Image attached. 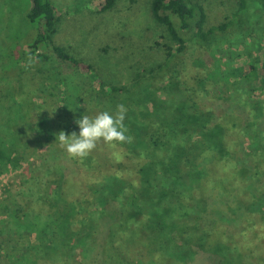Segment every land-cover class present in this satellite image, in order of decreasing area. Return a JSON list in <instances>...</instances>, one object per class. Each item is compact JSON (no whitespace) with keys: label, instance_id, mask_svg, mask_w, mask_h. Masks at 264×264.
<instances>
[{"label":"trees","instance_id":"obj_1","mask_svg":"<svg viewBox=\"0 0 264 264\" xmlns=\"http://www.w3.org/2000/svg\"><path fill=\"white\" fill-rule=\"evenodd\" d=\"M30 1L27 67L0 66V264H264V64L232 66L250 51L229 37L247 0L211 26L203 0H152L164 60L121 68V85L56 45L57 9ZM117 104L132 142L69 158L58 133Z\"/></svg>","mask_w":264,"mask_h":264},{"label":"rangeland","instance_id":"obj_2","mask_svg":"<svg viewBox=\"0 0 264 264\" xmlns=\"http://www.w3.org/2000/svg\"><path fill=\"white\" fill-rule=\"evenodd\" d=\"M49 1L60 18L56 24L54 43L75 58L103 71L106 83H125L126 72L125 75L120 72L121 68L138 63L148 69L164 60L163 52L153 45L160 30L150 13L152 0H134L133 3L131 0H116L114 7L106 12H101L105 0ZM246 2L245 10L235 19L234 31L229 34V37L239 40L238 43L248 45L249 54L241 51L239 57L232 61V66H243L244 72L254 58L259 59L254 64L257 68L264 64V0ZM201 3L210 19L207 22L210 26L219 18L237 12L238 8L233 0H203ZM30 6V0H0V66H5L2 70L18 71L14 68L15 60L20 61L23 69L27 67V59L15 45L24 49L36 37V26L25 18ZM246 30L248 35L240 42ZM224 46L220 45L221 48ZM26 70L23 72L26 73ZM11 176L0 173V194L4 189L3 183Z\"/></svg>","mask_w":264,"mask_h":264},{"label":"clouds","instance_id":"obj_3","mask_svg":"<svg viewBox=\"0 0 264 264\" xmlns=\"http://www.w3.org/2000/svg\"><path fill=\"white\" fill-rule=\"evenodd\" d=\"M127 108L117 104L114 112L101 111L94 117L84 114L75 123L79 126V134L70 135L60 131L56 137L60 146L65 149L69 158H86L103 142L109 146L119 143H130L132 137L127 135L128 128L124 124ZM55 141V142H56Z\"/></svg>","mask_w":264,"mask_h":264}]
</instances>
